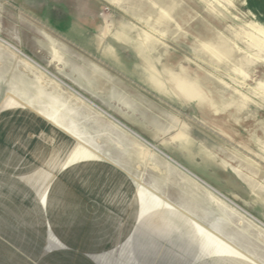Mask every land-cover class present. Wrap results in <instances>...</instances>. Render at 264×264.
<instances>
[{
  "label": "rangeland",
  "instance_id": "1",
  "mask_svg": "<svg viewBox=\"0 0 264 264\" xmlns=\"http://www.w3.org/2000/svg\"><path fill=\"white\" fill-rule=\"evenodd\" d=\"M259 29L264 0H0V264H264Z\"/></svg>",
  "mask_w": 264,
  "mask_h": 264
},
{
  "label": "crops",
  "instance_id": "2",
  "mask_svg": "<svg viewBox=\"0 0 264 264\" xmlns=\"http://www.w3.org/2000/svg\"><path fill=\"white\" fill-rule=\"evenodd\" d=\"M77 93V96H75L78 100H82V101H86L87 103H89L90 105H93L94 107H96L97 108V106L95 105V104H93L92 102H90V101H88L84 96H82L80 93H78V92H76ZM80 97V98H79ZM55 110H54V118H55V122H56V125L58 126V127H60V128H63V125H67V126H69V128H70V125H69V122H68V120H66V118L64 117V115L62 114V113H60L59 112V110H58V108L57 107H55L54 108ZM65 118V119H64ZM114 122H116L118 125H120L121 127H123V128H125L127 131H130L128 128H126L125 126H123L119 121H117V120H114L112 117H110ZM70 134H73V135H76L77 136V134L73 131V130H71L70 129ZM175 163V162H174ZM179 167H181V166H179ZM182 169H184L185 170V168H183V167H181ZM185 171H187V170H185ZM188 172V171H187ZM188 173H190V172H188ZM192 175V174H191ZM203 183V182H202Z\"/></svg>",
  "mask_w": 264,
  "mask_h": 264
},
{
  "label": "bare ground",
  "instance_id": "3",
  "mask_svg": "<svg viewBox=\"0 0 264 264\" xmlns=\"http://www.w3.org/2000/svg\"><path fill=\"white\" fill-rule=\"evenodd\" d=\"M170 10V9H169ZM169 10H168V8H166V9H163V12H165V13H167V12H169ZM167 11V12H166ZM160 13V12H159ZM168 14V13H167ZM165 16V15H164ZM158 19V21H161L163 18H162V15H158V17H157ZM168 18V17H167ZM169 20V19H168ZM157 22V21H156ZM252 26V25H251ZM257 32H259L260 34H262V35H264V31L263 30H257ZM13 51H15V52H17V53H19L21 56H23L24 58H26L28 61H31L30 60V58H28V57H26L24 54H23V52H21V51H19L16 47H14V46H12V45H9V44H7ZM217 57V56H216ZM217 59H219L218 57H217ZM32 62V61H31ZM39 66V65H38ZM42 67V66H41ZM43 68V67H42ZM54 77V76H53ZM56 79H58V78H56ZM66 88H68L71 92H72V96H77V93L75 92V91H73L71 88H69V86H67ZM200 93V92H199ZM201 97V96H200ZM203 97V96H202ZM80 98V97H79ZM83 100V99H82ZM89 101V100H88ZM234 102L232 101V102H229V103H227V105H231V104H233ZM226 105V106H227ZM114 119V118H113ZM54 125V124H53ZM58 127V126H57ZM59 128V127H58ZM60 129V128H59ZM61 130V129H60ZM63 131V130H62ZM263 148H264V144H263ZM186 170V169H185ZM225 199V198H224ZM230 202H232V201H230ZM233 203V202H232ZM236 207V206H235ZM236 208H238V207H236ZM240 208V207H239ZM238 208V209H239ZM240 210V209H239Z\"/></svg>",
  "mask_w": 264,
  "mask_h": 264
},
{
  "label": "water",
  "instance_id": "4",
  "mask_svg": "<svg viewBox=\"0 0 264 264\" xmlns=\"http://www.w3.org/2000/svg\"><path fill=\"white\" fill-rule=\"evenodd\" d=\"M92 102V101H91ZM110 116V115H109ZM112 117V116H111ZM113 118V117H112ZM114 120H116V119H114ZM55 126H57L56 124H54ZM75 139V138H74ZM152 146V145H151ZM152 147H154V146H152ZM155 148V147H154ZM195 176V175H194ZM196 177V176H195ZM196 178H198V177H196ZM199 179V178H198ZM200 180V179H199ZM202 181V180H201ZM203 182V181H202ZM206 184V183H205ZM207 185V184H206ZM208 186V185H207Z\"/></svg>",
  "mask_w": 264,
  "mask_h": 264
}]
</instances>
